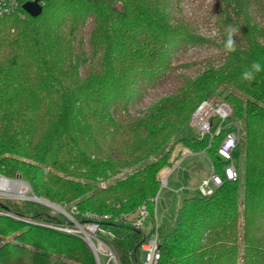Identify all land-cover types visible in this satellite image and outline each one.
<instances>
[{"label":"trees","instance_id":"16d2710c","mask_svg":"<svg viewBox=\"0 0 264 264\" xmlns=\"http://www.w3.org/2000/svg\"><path fill=\"white\" fill-rule=\"evenodd\" d=\"M191 48L210 51L184 59ZM253 62L261 71L242 79ZM211 100L232 112L201 134L191 116ZM237 128L229 181L218 147ZM176 145L203 153L223 184L181 195L156 227ZM0 174L98 222L120 264H139L156 230L158 264H264V0H47L37 17L1 19ZM143 205L150 232L132 224ZM0 209L20 217L0 215V264H96L80 236L34 223L73 226L67 215L30 200Z\"/></svg>","mask_w":264,"mask_h":264},{"label":"built area","instance_id":"2783aa9c","mask_svg":"<svg viewBox=\"0 0 264 264\" xmlns=\"http://www.w3.org/2000/svg\"><path fill=\"white\" fill-rule=\"evenodd\" d=\"M47 0H0V20L9 17V16H18L20 18H25L29 13L24 9V4L27 2H37L39 5L44 7ZM231 107L222 102L217 108L214 107V104L210 101H203L200 106L196 109L191 117V121L194 126L197 127L198 132L201 134H209L211 132V128L213 126V119L219 115L221 119V123L224 122L231 115ZM222 129V125L220 124L217 128L215 134H219ZM240 141L239 130L233 129L226 133L222 143L218 147L219 155L227 162L224 167V175L229 181H235L238 177L236 167L233 159V152ZM208 159V158H207ZM209 162V171L210 175L206 178H203L199 186L197 187L198 193L201 196H208L212 194L218 187L223 184L222 176L214 171L213 164L208 159ZM20 181L30 187L29 183L24 181L22 178H9L5 175L0 174V198L10 199L12 197H16V193L8 190V184L6 181ZM168 184L167 177L162 179V187H165ZM161 189V188H160ZM189 189V187H188ZM183 190V189H182ZM32 191V189H31ZM34 194V193H33ZM35 197L34 196H26L19 197L26 200H30L28 198ZM18 198V197H17ZM161 199L160 191L155 198L156 206H155V218H156V227L159 225L158 216H157V202ZM75 209V207H74ZM0 215H7L15 218H20L16 214H13L7 210L0 209ZM66 215V214H65ZM72 222L73 226L68 224L64 225H52L40 222H34L37 224H44L49 227H53L55 229L65 231L68 233H73L80 236L93 251L94 256L97 261L96 264H120L117 254L114 252L112 248H110L105 241H103L98 232L101 230L98 222L96 221H88L85 223H80L74 219V217L69 214L67 215ZM104 218H107L105 216ZM132 224L141 230H145L146 232H150L152 229V223L150 220L149 210L145 205L141 206L137 212L135 217L133 218ZM141 258L139 264H158V261L161 258L160 253V237L158 235L157 230L152 233L151 237L141 246ZM102 257L106 260L102 261ZM95 259V260H96Z\"/></svg>","mask_w":264,"mask_h":264},{"label":"rangeland","instance_id":"374dc122","mask_svg":"<svg viewBox=\"0 0 264 264\" xmlns=\"http://www.w3.org/2000/svg\"><path fill=\"white\" fill-rule=\"evenodd\" d=\"M203 32H206V31H203ZM209 51L210 49H207V48H201V49L191 48L184 56V59H187L190 57H196V56L200 57V56L205 55ZM162 94H164V90H162L161 88L151 91V93L146 95L145 97V101H144L145 105L147 106L151 104L157 98H159V96H161ZM210 102L214 104L215 108H217L222 103L219 101V103L215 104L214 100H211ZM219 121H220V117L218 115L214 118V123L216 124ZM190 124L195 128V131L198 132L197 127L194 126L191 120H190ZM172 158H174L173 165L171 166V168L166 167L162 173L163 175L162 179L167 177L168 184L165 187H162V180H161V189H160L161 199L157 202V205H158L157 216L159 218L158 222L173 221L175 219L179 197L181 195L188 194V193H194V194L198 193L199 191L197 187L199 186L200 181L203 178H206L210 175L209 162H208L207 157L203 153H193L187 150L186 148L182 147L181 145H176ZM123 174H124V171H122L115 178L122 177ZM104 183L105 182H103L102 185H104ZM15 193L19 194L20 196H25V195L34 196L33 192L31 191L29 187H27V190L24 192L15 191ZM4 199H7V198H4ZM10 200L16 203H22L23 201H26V199L19 198V197L17 198V196L10 198ZM30 201H34V200H30ZM34 202H37V201H34ZM58 205L62 207L63 209H65L64 206H61L60 204ZM46 206L49 207L54 213L60 212L58 211V209H55L48 205ZM53 206L56 207L55 205ZM131 217H134V215H132ZM105 260L106 259L102 257V261L105 262Z\"/></svg>","mask_w":264,"mask_h":264},{"label":"clouds","instance_id":"9594fccd","mask_svg":"<svg viewBox=\"0 0 264 264\" xmlns=\"http://www.w3.org/2000/svg\"><path fill=\"white\" fill-rule=\"evenodd\" d=\"M237 34V30L233 28L232 26L228 27L227 30V40L225 42V50L227 52H235L236 51V42L234 41L233 37ZM261 71V65L259 62H253L251 65V70L245 71L242 75V79L244 80H254L255 79V73H258Z\"/></svg>","mask_w":264,"mask_h":264},{"label":"water","instance_id":"95a60500","mask_svg":"<svg viewBox=\"0 0 264 264\" xmlns=\"http://www.w3.org/2000/svg\"><path fill=\"white\" fill-rule=\"evenodd\" d=\"M24 9L32 17H37L43 12V7L41 5H39L37 2H27V3H25L24 4ZM28 199L43 203L45 205H48V206L53 207L55 209H58V211H60L63 214L69 215V213L65 209L60 207L58 204L53 203V202H51L49 200H46L44 198H40V197L35 196V197H30ZM53 205H56V207H54ZM95 259H96V257H95ZM96 261H97V259H96Z\"/></svg>","mask_w":264,"mask_h":264},{"label":"bare ground","instance_id":"6f19581e","mask_svg":"<svg viewBox=\"0 0 264 264\" xmlns=\"http://www.w3.org/2000/svg\"><path fill=\"white\" fill-rule=\"evenodd\" d=\"M6 183L8 184V186H7L8 190H11V191H14V192L15 191H22V192H24V191L27 190V186L23 182H20V181H9L8 180V181H6ZM16 196L17 197H26V195L25 196H20L17 193H16Z\"/></svg>","mask_w":264,"mask_h":264},{"label":"crops","instance_id":"0c3cea01","mask_svg":"<svg viewBox=\"0 0 264 264\" xmlns=\"http://www.w3.org/2000/svg\"><path fill=\"white\" fill-rule=\"evenodd\" d=\"M164 199V198H163ZM161 220V219H160Z\"/></svg>","mask_w":264,"mask_h":264}]
</instances>
